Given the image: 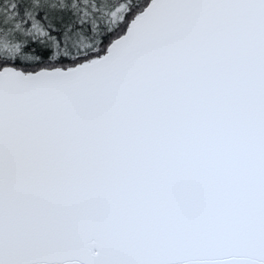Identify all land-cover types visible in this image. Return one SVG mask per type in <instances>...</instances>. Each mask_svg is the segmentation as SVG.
Returning a JSON list of instances; mask_svg holds the SVG:
<instances>
[{
    "label": "snow or ice",
    "instance_id": "snow-or-ice-1",
    "mask_svg": "<svg viewBox=\"0 0 264 264\" xmlns=\"http://www.w3.org/2000/svg\"><path fill=\"white\" fill-rule=\"evenodd\" d=\"M0 264H264V0H0Z\"/></svg>",
    "mask_w": 264,
    "mask_h": 264
}]
</instances>
